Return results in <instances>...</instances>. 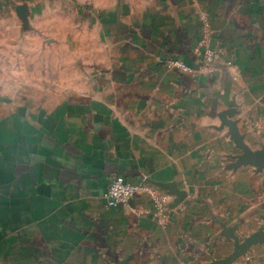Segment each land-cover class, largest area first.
Here are the masks:
<instances>
[{
	"label": "crops",
	"instance_id": "crops-1",
	"mask_svg": "<svg viewBox=\"0 0 264 264\" xmlns=\"http://www.w3.org/2000/svg\"><path fill=\"white\" fill-rule=\"evenodd\" d=\"M96 1L81 66L0 96V264H264V0ZM35 2L0 0V29ZM116 175L164 211L107 207Z\"/></svg>",
	"mask_w": 264,
	"mask_h": 264
},
{
	"label": "rangeland",
	"instance_id": "rangeland-1",
	"mask_svg": "<svg viewBox=\"0 0 264 264\" xmlns=\"http://www.w3.org/2000/svg\"><path fill=\"white\" fill-rule=\"evenodd\" d=\"M123 1L106 0V4L110 5L112 10L107 6L105 14L107 16L110 15L109 13L114 14L115 2L120 7ZM84 2L82 4V0H63L60 8L57 9V7H48L54 3L53 0H36L35 12L32 13L27 4H24L20 11L26 26L17 28L10 25L6 31L0 29V35H8L11 39L6 42V37L0 38V96L17 95L15 88L20 84L33 85L32 83H43L42 81L48 83L52 78L51 69L57 65L64 66V61L70 56V49L73 46H77L74 55H79L80 63L85 45L80 41L77 45L66 43V35L80 37L87 32L96 34L95 21L103 14L94 9L96 0H84ZM70 19H74L72 27L67 23L71 21ZM85 19L90 20L89 30L82 28V25L86 24L83 23ZM56 22H59L58 26L54 27ZM17 36L21 38L18 41ZM58 38L63 42L54 43L50 40ZM42 94L43 92L39 97Z\"/></svg>",
	"mask_w": 264,
	"mask_h": 264
},
{
	"label": "built area",
	"instance_id": "built-area-1",
	"mask_svg": "<svg viewBox=\"0 0 264 264\" xmlns=\"http://www.w3.org/2000/svg\"><path fill=\"white\" fill-rule=\"evenodd\" d=\"M206 39L199 41L198 46L193 49V52L204 62L207 67H212L215 62L218 52L213 48L208 46ZM171 66H178L185 70H190V68L181 60H172L169 62ZM151 193L155 195L159 207L164 211L167 205L168 197L166 194L157 193V190L152 184L147 181L132 182L124 175H116L109 183L107 189L103 192L102 197L105 200L107 207H116L118 205L129 204L132 199L142 193ZM158 218L165 222L167 217L161 212Z\"/></svg>",
	"mask_w": 264,
	"mask_h": 264
},
{
	"label": "water",
	"instance_id": "water-1",
	"mask_svg": "<svg viewBox=\"0 0 264 264\" xmlns=\"http://www.w3.org/2000/svg\"><path fill=\"white\" fill-rule=\"evenodd\" d=\"M262 158H264V155H263V157Z\"/></svg>",
	"mask_w": 264,
	"mask_h": 264
}]
</instances>
